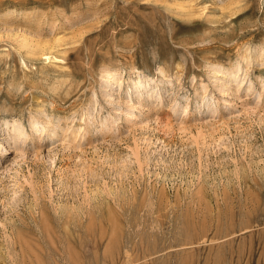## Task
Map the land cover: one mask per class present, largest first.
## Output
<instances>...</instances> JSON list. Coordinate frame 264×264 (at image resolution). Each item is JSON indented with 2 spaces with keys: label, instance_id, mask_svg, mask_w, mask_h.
Returning <instances> with one entry per match:
<instances>
[{
  "label": "rangeland",
  "instance_id": "rangeland-1",
  "mask_svg": "<svg viewBox=\"0 0 264 264\" xmlns=\"http://www.w3.org/2000/svg\"><path fill=\"white\" fill-rule=\"evenodd\" d=\"M0 264H264V0H0Z\"/></svg>",
  "mask_w": 264,
  "mask_h": 264
}]
</instances>
